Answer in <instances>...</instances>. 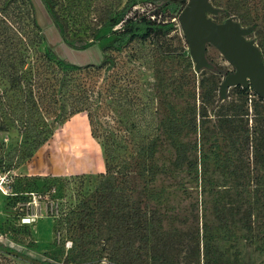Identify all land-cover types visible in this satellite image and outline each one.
<instances>
[{
  "label": "rangeland",
  "instance_id": "374dc122",
  "mask_svg": "<svg viewBox=\"0 0 264 264\" xmlns=\"http://www.w3.org/2000/svg\"><path fill=\"white\" fill-rule=\"evenodd\" d=\"M33 1L43 32L34 26L26 0H0V13L1 8L6 11V15L0 14V22L9 25L0 33L2 41L6 40L0 53L14 60L22 78L14 88L6 65L0 62V157L16 149L24 159L30 152L34 158L42 153L50 170L67 172L25 179L20 165L7 174L8 192L0 190V264H116L107 243L106 220L98 219L99 224L90 229L85 218L97 201L100 176L107 171L105 135L121 142L129 161L136 157L135 143L146 136L156 140L154 158L146 162L152 168L139 183L141 202L149 213L155 209L162 219L161 229L174 237L180 264H264V240L251 241L240 220L241 204L249 199L236 186L239 178L229 170L247 160L231 151L229 140L216 128L213 108L204 125L197 114V129H192V111L200 107L201 80L212 71L192 67L180 23L168 35L135 41L121 53L107 52L116 58L111 70L91 67L69 72L47 60L42 33L49 38L56 35L40 0ZM127 1L57 0L55 11L70 42L77 46L97 43L103 48L122 23L112 28L100 24L99 18L103 14L118 18ZM210 1L221 10L209 17L218 23L233 18L243 27H254L248 38L264 52V0ZM155 7L150 0H137L133 11L150 12ZM66 54L75 64L102 61L98 48L87 50L88 56L72 51ZM207 56L213 65L234 70L212 44ZM218 78L223 81L225 76ZM71 81L93 96L96 136L85 113L59 123L60 105L65 103ZM31 90L35 101L40 93L46 97L43 112L46 107L52 110L38 119V128L45 133L51 129V134L47 132L49 139L37 151H33L32 135L7 112L10 106L30 100ZM176 141L187 144L193 170L176 168ZM252 158L253 153L251 162ZM138 167L133 158L131 169ZM11 175L22 180L17 196L11 194ZM0 176L5 174L0 171ZM219 212L227 217L231 237L220 225ZM140 252L149 261V251L141 248Z\"/></svg>",
  "mask_w": 264,
  "mask_h": 264
},
{
  "label": "trees",
  "instance_id": "16d2710c",
  "mask_svg": "<svg viewBox=\"0 0 264 264\" xmlns=\"http://www.w3.org/2000/svg\"><path fill=\"white\" fill-rule=\"evenodd\" d=\"M150 1L156 6L154 11H144L143 13L133 11L137 0H128L118 18L109 19L107 15H101L99 18L100 24H108L114 28L122 23L121 27L114 31V39L101 48L97 43L77 46L70 42L66 38L61 20L55 11L57 0H40V5L44 6L49 19L53 23L52 31L56 35L49 38L45 31L42 33L47 60L55 62L59 69L69 72L91 67L111 70L116 66V58L114 55L107 54V52L121 53L135 41L146 42L153 36L168 35L177 30V25L180 23V14L189 0ZM26 2L33 14L34 26L43 32L35 2L33 0H26ZM5 13V8H1L0 14L6 15ZM167 17L169 19H166ZM7 26H9L7 23L0 22V33ZM248 28H252L254 32V27ZM5 43L6 40L2 41L0 37V46L5 45ZM92 48H98L102 51V61L100 63L83 64L82 60V64H75L65 58L68 55L66 53L70 51L88 56L87 50ZM261 52L264 58V52L262 50ZM94 54L97 55V51ZM192 59H190V63L198 71ZM1 61L8 69L12 86L16 88L22 79L17 64L8 54L3 52L0 53ZM209 63L212 66L204 68L212 71V75L208 78L203 77L201 80L200 107L198 109L195 106L192 111V129H197L196 115L199 114L204 125L206 117L209 116V110L213 108L215 110L216 128L220 133H224L229 140L231 151L238 154L242 160L244 158L247 160V163L240 166L235 165L233 168L229 167V170L235 178H239L236 181V186L249 199V201L241 204L242 214L240 220L242 225L250 234L251 241H262L264 240V181H262V178H264V98L260 97L250 86L237 85L229 89L226 97L222 100L221 88L223 81L217 79V76L226 77L235 69L228 70L215 66L210 61ZM61 82H64V80ZM72 82L74 81H71V85H67L68 96L65 103L60 105L59 123L62 124L71 116L85 113L90 121L92 135L96 136V124L91 111L93 96ZM7 102L12 103L10 99ZM57 103L58 101L54 99L53 104ZM45 105L46 97L44 94L40 93L37 101H35L34 93L31 90L30 100H22L14 108L10 106L7 111L9 116L34 138L33 151H37L49 139L47 132L51 134V129L45 133V131L38 128V119L52 112L48 107L43 112L42 108ZM104 139L106 140L104 152L107 171L100 176L95 206L85 213V218L87 217L86 226H91L89 228L93 229L94 225L99 224L98 219H101V222L102 219L106 220L105 223L109 232L107 243L110 248V256L116 264H180V251L174 237L167 235L161 229L162 219L155 209H152L149 213L148 210L143 209L141 202L143 195L139 183L140 179L143 180L145 172H150L152 168V165L148 167L146 162L152 161L154 158L157 146L156 140L154 137L146 136L135 143L134 155L136 157H132L131 162L126 156L125 147L121 145V142L114 139L113 135H105ZM252 143L254 147L251 146ZM174 148L176 151V168L186 167L193 170L195 166L189 160L187 144L176 141ZM122 150H124L123 153ZM252 153L254 158L251 162L250 154ZM32 156V152H30L24 159L17 149L16 151L6 152L0 157V171L11 173ZM133 158L136 166H139L136 171L131 169ZM151 172L154 173V171ZM136 173H140V175L136 176ZM19 177V175L14 177L12 184L13 196L18 195V186L22 183ZM28 177L35 176H25V179H28ZM250 187H254V189L250 190ZM218 219L224 232L231 237L233 233L226 215L219 212ZM92 232L94 231L91 230ZM141 248H146L149 251V255H147L149 261L141 255ZM207 249L209 250L208 245Z\"/></svg>",
  "mask_w": 264,
  "mask_h": 264
},
{
  "label": "water",
  "instance_id": "95a60500",
  "mask_svg": "<svg viewBox=\"0 0 264 264\" xmlns=\"http://www.w3.org/2000/svg\"><path fill=\"white\" fill-rule=\"evenodd\" d=\"M219 9L210 0H189L180 14V26L190 53L198 70L211 67L207 59V46L214 45L233 65L235 71L222 83L221 98L237 85L250 86L264 98V60L254 39L248 38L252 28L243 27L229 18L222 23L214 21L209 14Z\"/></svg>",
  "mask_w": 264,
  "mask_h": 264
},
{
  "label": "crops",
  "instance_id": "0c3cea01",
  "mask_svg": "<svg viewBox=\"0 0 264 264\" xmlns=\"http://www.w3.org/2000/svg\"><path fill=\"white\" fill-rule=\"evenodd\" d=\"M74 130H77V128H74ZM79 131V130H78ZM86 137V136H85ZM88 137V136H87ZM33 158V159H32ZM32 160H29L28 162L24 163L21 166V169H23V174L26 176H45L48 175L50 172L52 173H65V171H58L56 169L50 170L48 165L45 163V161L42 158V153L37 154V157H32Z\"/></svg>",
  "mask_w": 264,
  "mask_h": 264
},
{
  "label": "built area",
  "instance_id": "2783aa9c",
  "mask_svg": "<svg viewBox=\"0 0 264 264\" xmlns=\"http://www.w3.org/2000/svg\"><path fill=\"white\" fill-rule=\"evenodd\" d=\"M4 174H5L4 177L0 176V190H1L4 194H7V192H8V188H7V186H6L5 178H7V174H10V173H4ZM11 177H12V178H11L12 181H11V185H10V187L12 188V184H13V181H14V176L11 175ZM11 194L13 195V191H12Z\"/></svg>",
  "mask_w": 264,
  "mask_h": 264
}]
</instances>
